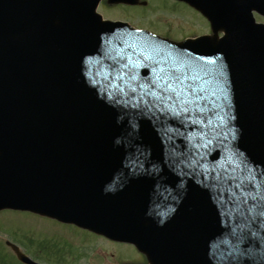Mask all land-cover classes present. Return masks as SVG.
<instances>
[{
	"label": "water",
	"instance_id": "obj_1",
	"mask_svg": "<svg viewBox=\"0 0 264 264\" xmlns=\"http://www.w3.org/2000/svg\"><path fill=\"white\" fill-rule=\"evenodd\" d=\"M99 1L0 0V160L22 196L1 207L148 253V231L159 228L172 200L165 190L182 180L172 165L196 154L216 182L264 183V26L252 16L264 17V0H178L225 34L219 43L205 37L180 47L103 22ZM161 69L179 78L171 82L194 101L190 113L161 111L146 94L159 92L152 82ZM214 119L198 133L185 131ZM248 152L259 167L247 163ZM219 215L216 238L225 231ZM244 254L245 264H264V251Z\"/></svg>",
	"mask_w": 264,
	"mask_h": 264
},
{
	"label": "rangeland",
	"instance_id": "obj_2",
	"mask_svg": "<svg viewBox=\"0 0 264 264\" xmlns=\"http://www.w3.org/2000/svg\"><path fill=\"white\" fill-rule=\"evenodd\" d=\"M104 1L97 8L104 19L127 23L131 28L145 30L170 43L212 36L206 19L181 2L138 0L137 6H111ZM254 18L257 23L264 24V18L257 14ZM221 35L218 32L215 37ZM0 229L9 236H18L26 247L34 246L40 264H136L144 261L130 245L116 244L86 230L32 213L6 212L0 217Z\"/></svg>",
	"mask_w": 264,
	"mask_h": 264
},
{
	"label": "snow or ice",
	"instance_id": "obj_3",
	"mask_svg": "<svg viewBox=\"0 0 264 264\" xmlns=\"http://www.w3.org/2000/svg\"><path fill=\"white\" fill-rule=\"evenodd\" d=\"M153 71H156L155 69ZM163 72V69H161L159 72L156 73V79L152 82V87L159 89V92L156 91H149L146 94L153 96L156 101H158V105L155 106H163L161 108V111H170L174 115L179 116L181 113L188 114L191 111V108L189 105L193 103L194 101H189L187 97L183 96V93L180 91H177V86L175 83L171 82L174 79L179 82V78H174L170 74H164L161 75ZM90 75V73H89ZM133 79H135V76H133ZM141 87L147 88V85H141ZM193 92H195V89H192ZM175 97V99H173ZM197 100L203 99L202 96H196ZM169 101H172V103H169ZM179 108V111L177 110ZM197 108L200 112H205L206 108L199 107L197 105ZM220 119H223L222 117ZM198 121H193V123H197ZM211 123V121H209ZM211 143V141H209ZM204 147H207L208 145H203Z\"/></svg>",
	"mask_w": 264,
	"mask_h": 264
},
{
	"label": "flooded vegetation",
	"instance_id": "obj_4",
	"mask_svg": "<svg viewBox=\"0 0 264 264\" xmlns=\"http://www.w3.org/2000/svg\"><path fill=\"white\" fill-rule=\"evenodd\" d=\"M6 212H16L17 214H23L15 210L3 209L0 210V217L2 216V214ZM14 247H16L21 254L26 255L35 262H38L36 255L33 251L34 247L33 249L26 247L24 243L21 240H19L18 236L15 237L12 234H10L9 236L8 232L2 231L0 229V264H23L17 258V254L15 252ZM137 264H149V263L143 262Z\"/></svg>",
	"mask_w": 264,
	"mask_h": 264
},
{
	"label": "bare ground",
	"instance_id": "obj_5",
	"mask_svg": "<svg viewBox=\"0 0 264 264\" xmlns=\"http://www.w3.org/2000/svg\"><path fill=\"white\" fill-rule=\"evenodd\" d=\"M215 120H216V119L211 120V122H214ZM208 123H209L208 121L203 122V123L199 124L197 128H196V127H190L188 130H185V131H188L187 133H190V132L198 133V131L203 130V129L205 128L206 124L208 125ZM185 142H187V143H191V142L188 141V140H185ZM192 145L195 146L194 143H192ZM193 154H194V153H193ZM194 156H195V158H193V159H188V164H189V166H190L191 168H196V167H198V166L201 164V162L198 161V160L196 159V154H194Z\"/></svg>",
	"mask_w": 264,
	"mask_h": 264
}]
</instances>
